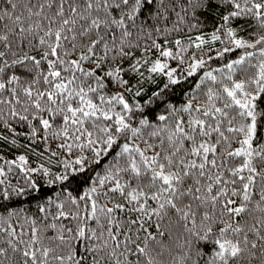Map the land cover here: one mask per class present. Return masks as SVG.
I'll list each match as a JSON object with an SVG mask.
<instances>
[{"label": "snow or ice", "instance_id": "snow-or-ice-1", "mask_svg": "<svg viewBox=\"0 0 264 264\" xmlns=\"http://www.w3.org/2000/svg\"><path fill=\"white\" fill-rule=\"evenodd\" d=\"M0 264H264V0H0Z\"/></svg>", "mask_w": 264, "mask_h": 264}, {"label": "trees", "instance_id": "trees-1", "mask_svg": "<svg viewBox=\"0 0 264 264\" xmlns=\"http://www.w3.org/2000/svg\"><path fill=\"white\" fill-rule=\"evenodd\" d=\"M175 99L177 101H179L180 99H182V97L180 96V90L179 89L177 90V95H176ZM25 206H27V205H25Z\"/></svg>", "mask_w": 264, "mask_h": 264}]
</instances>
